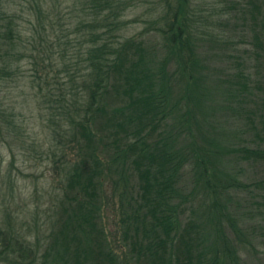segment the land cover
I'll use <instances>...</instances> for the list:
<instances>
[{
	"label": "trees",
	"instance_id": "obj_1",
	"mask_svg": "<svg viewBox=\"0 0 264 264\" xmlns=\"http://www.w3.org/2000/svg\"><path fill=\"white\" fill-rule=\"evenodd\" d=\"M227 6L220 0L223 15L213 20L198 0H0V88L27 80L46 103L45 127L58 149L51 154L59 155L58 215L42 264H240L225 234L218 242L203 238L207 223L221 230L222 222L213 224V211L226 217L220 206L209 201L204 225L193 212L184 215L194 186L209 198L226 184L212 178L214 155L178 144L187 140L190 111L202 94L195 47L232 38L220 35ZM133 8L143 9L145 27L123 35L139 19L126 17ZM147 31L157 37L150 44L139 37ZM261 102L264 133V96ZM1 123L10 132V121ZM242 151L264 161V149ZM110 203L123 247L113 245L103 224L102 207ZM11 232L0 228L7 253L36 260L33 244ZM54 246L58 253L50 257Z\"/></svg>",
	"mask_w": 264,
	"mask_h": 264
},
{
	"label": "rangeland",
	"instance_id": "obj_2",
	"mask_svg": "<svg viewBox=\"0 0 264 264\" xmlns=\"http://www.w3.org/2000/svg\"><path fill=\"white\" fill-rule=\"evenodd\" d=\"M198 1L213 20L223 15L217 13L220 0ZM222 1L230 3L227 11H232L221 26L220 35L226 32L232 38H225L220 44L205 42L195 47L199 77L203 75L199 82L202 94L198 106L190 111L187 140L180 139L178 144L187 146L189 142L199 154L214 155L210 162L212 178L218 187L226 184V188L205 198L199 185L191 190L193 184L189 183L186 190L194 194L189 196L184 215L193 212L192 216L196 215V220L204 225V218L213 208L208 203L213 201L226 217L222 221L213 211V224L222 222V228L217 233L208 228L207 223L203 238L210 243L223 233L230 246L236 247L240 264H264V161L250 155L245 157L242 151L264 149V133L259 125L264 96V0L257 9L252 7L254 3L249 5L255 0ZM142 10L133 8L127 12L126 17L139 19L128 25L123 35L144 29ZM139 37L148 44L157 39L148 31ZM28 68L26 61L21 62L23 75L29 74ZM9 83L0 88V112L3 111L0 121L7 120L11 124L10 132L0 124V228L33 244L36 260L20 261L14 254L7 253L0 241V264H42L58 215L52 210L61 191L59 155L51 154L58 149L45 127L49 112L46 103L42 104L41 99L33 96L26 79L19 77ZM178 88L173 97H178ZM193 175L191 171L186 173L192 181ZM106 192L109 196L111 187L108 186ZM115 209L116 204L111 203L102 207V220L113 245L123 247L120 238H116L120 230H116L119 215ZM228 218L236 221L243 238L236 237ZM53 248L48 253L50 257L58 253V247Z\"/></svg>",
	"mask_w": 264,
	"mask_h": 264
}]
</instances>
